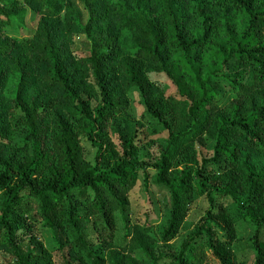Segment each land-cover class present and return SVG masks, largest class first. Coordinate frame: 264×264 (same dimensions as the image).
<instances>
[{
    "label": "trees",
    "instance_id": "16d2710c",
    "mask_svg": "<svg viewBox=\"0 0 264 264\" xmlns=\"http://www.w3.org/2000/svg\"><path fill=\"white\" fill-rule=\"evenodd\" d=\"M80 1L84 24L70 0H0L6 264H239L240 220L255 227L252 264H264V0ZM29 13L30 37L10 36L6 27ZM78 35L88 48L76 52ZM133 88L146 124L130 113ZM146 125L166 132L149 159ZM140 172L145 189L169 194L159 241L147 217L132 216ZM200 197L204 214L160 254Z\"/></svg>",
    "mask_w": 264,
    "mask_h": 264
},
{
    "label": "rangeland",
    "instance_id": "374dc122",
    "mask_svg": "<svg viewBox=\"0 0 264 264\" xmlns=\"http://www.w3.org/2000/svg\"><path fill=\"white\" fill-rule=\"evenodd\" d=\"M73 4V7L79 13V19L82 24H84L87 20V13L83 7V4L80 0H70ZM36 19L33 16V13H29L28 16L22 23H19L15 20L11 21V24L6 27V32L10 36H15L19 38H29L32 31L35 29ZM88 48V42L83 36H75L73 50L83 51ZM16 76H12L9 79L7 85V95L9 97L12 96L15 87H16ZM129 99H130V113L131 115L138 121H142L140 115L144 112V108L142 106L141 97L138 91L133 88L129 91ZM138 121V122H139ZM145 123L144 121H142ZM146 124V123H145ZM146 136L142 139L140 154L141 157L145 159H149L152 157V149L155 147H164L166 144V132L165 130L155 125L151 127V125H146L145 127ZM84 153L88 160H92L95 150L90 147V145L83 140ZM214 146V142L211 140H207L206 146L202 149V154L209 158L211 156V150ZM153 171L149 170V175L152 176ZM130 207L132 210V216L134 218H140V220H144L146 217L148 218V222L152 225L151 236L159 241L162 232L166 229L169 218V194L164 187H160L150 182L147 189L144 188L143 184V173L140 172L137 183L133 190L129 194ZM5 202V196L0 193V211ZM207 208V200L204 197L196 198L195 201L190 206V210L185 217L183 228L181 230L180 236L177 240L172 241L170 245H164L162 243L158 244V252L160 254H171V252L175 251L181 242V240L189 234L194 225L197 223L199 218L204 214ZM238 232V253L237 257L239 260V264H252L254 262V249L252 238L256 234L254 225L240 220V222L236 226ZM260 239L264 240V231L261 230ZM43 240L45 245L52 246V235L50 232L43 233ZM137 257L141 258V255H137ZM7 256L0 253V264H6ZM206 264H217V262L211 257L208 259Z\"/></svg>",
    "mask_w": 264,
    "mask_h": 264
}]
</instances>
